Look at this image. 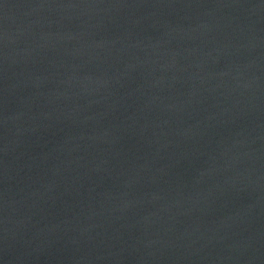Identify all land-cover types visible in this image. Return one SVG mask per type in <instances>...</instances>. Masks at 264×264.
I'll return each instance as SVG.
<instances>
[{
	"label": "water",
	"instance_id": "1",
	"mask_svg": "<svg viewBox=\"0 0 264 264\" xmlns=\"http://www.w3.org/2000/svg\"><path fill=\"white\" fill-rule=\"evenodd\" d=\"M0 264H264V0H0Z\"/></svg>",
	"mask_w": 264,
	"mask_h": 264
}]
</instances>
